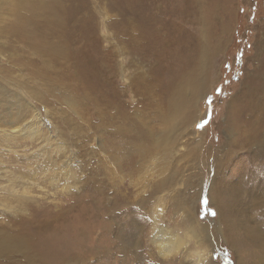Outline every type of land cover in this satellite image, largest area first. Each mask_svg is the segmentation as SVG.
<instances>
[{
  "label": "rangeland",
  "instance_id": "1",
  "mask_svg": "<svg viewBox=\"0 0 264 264\" xmlns=\"http://www.w3.org/2000/svg\"><path fill=\"white\" fill-rule=\"evenodd\" d=\"M55 2L65 25L61 32L46 21L45 5L0 0V187L35 181L44 190L36 188L32 197L44 196L43 206L62 210L69 218L89 208L91 199L99 203L105 191L107 206L119 202L126 210L127 222L115 228L121 233L119 245L136 250L129 264H196L199 249L187 234L201 228L197 221L209 227L213 264H264V245L252 238L256 232L264 236V167L258 171L259 186L248 192L232 189L242 169L251 167L250 160L264 163V135L248 152L237 150L223 162L232 147L242 144L244 127L229 122L237 110L235 97L254 84L264 87V0ZM157 7L163 10L165 37L174 38L171 50L184 55L197 50V74L205 91L195 110L177 111L147 106L132 94L131 128L148 136L150 148L134 152V141L113 151L108 143L120 121L113 127L100 119L102 41L108 33L112 44L117 43L124 21ZM40 32L44 39H34ZM49 42L58 46L38 48ZM123 51L113 63L121 87L132 70ZM151 64L152 69L159 66L145 62L140 71H148ZM183 118L190 120L185 123ZM36 127L42 139L7 137L15 128L28 132ZM196 140L201 142L197 148ZM223 183L231 186L218 199L216 191ZM218 202L225 206L222 215ZM25 208L7 191L0 193V238L14 236L27 225L31 208ZM211 211L215 216L205 214ZM227 216L236 221L239 235H251L238 249ZM156 234L177 236L184 240L182 248L165 256ZM0 264L44 263L34 250L2 246Z\"/></svg>",
  "mask_w": 264,
  "mask_h": 264
},
{
  "label": "bare ground",
  "instance_id": "2",
  "mask_svg": "<svg viewBox=\"0 0 264 264\" xmlns=\"http://www.w3.org/2000/svg\"><path fill=\"white\" fill-rule=\"evenodd\" d=\"M35 2L48 8L49 13L46 16V21L55 25L56 31L61 32L65 25L61 16L54 9L53 5L57 2L55 0H35ZM161 12L163 10L157 7L153 11L150 9V12L145 15L138 14L134 19L124 21V28L120 30L121 33H117L116 37L118 38L116 40L118 42L115 44H112L113 41L111 42L109 39L108 33L104 36L105 41H102L105 46L101 47L103 57L99 65L100 119L102 125L110 124L113 127L120 121L116 127V136L108 143V147H111L113 151H116L123 143L130 145L134 141L138 143L134 146V152L137 148L140 150H149L150 148L148 136L144 132H135L131 128L133 95L142 97L147 106H158L159 108L177 111L190 108L195 110L198 98L205 91V86L198 79L197 74L199 58L194 55L197 50L194 49L191 53L187 52V55H184L185 51L182 53L180 51V53L178 51L173 52L174 48L171 47L174 43L171 39L174 38L171 37L169 40L165 37L167 27ZM115 24L116 22L111 23L110 26ZM43 35L42 32L34 33L33 38L43 40ZM99 41L102 43L101 40ZM48 46H58V44L49 42L47 46H42L39 43L38 48ZM123 49H125L126 61L132 70L131 72L127 70L126 81L121 87L116 80V66L113 63ZM51 50L57 51L55 47H52ZM145 62H156L159 66L152 69L153 65L151 64L147 66L148 71L141 72L139 66H144ZM263 96V84L258 83L248 87L240 96L235 97L236 107L234 110H237L236 114L231 115L229 122L231 127H244V130L240 131V143L242 144L229 150L228 155H225L226 157L223 159L224 163L227 164L232 156L237 153V150L248 152L249 148L264 135ZM140 101L141 99H138L139 103ZM160 114L165 117V111L160 112ZM187 120L190 119L183 118L185 123ZM29 131L15 128L7 137L22 136L26 138L27 136L32 140L43 138L38 127ZM194 142L196 148L201 145L199 140ZM250 161L248 165L251 167L248 168L247 166L242 169L239 174L240 181H237L236 187H232L233 190L248 192L260 185L256 181H258V171L264 167V163L261 164L256 160ZM219 165L222 167V162ZM119 169L123 171L124 167ZM127 171L130 172V169ZM221 185L222 187L220 186L221 188L216 191L218 199H221V196L225 194L224 189L231 186L229 183ZM36 188L44 190L35 181H21L18 184L11 183L5 188L0 187V193L7 191L12 199L19 204L23 203L26 207L25 211L28 210V207L31 208L30 219L25 221L26 227L20 228L14 236L1 237L0 247L16 248L23 251L34 250L44 264H129L134 262L133 256L136 250L131 246L121 247L119 245L121 233L118 234L119 230L115 228L116 224L123 226L127 222L126 210L121 209L122 205L119 202L107 206L105 191H103L104 197L99 203L91 199L89 208L84 207V210L87 209L86 211H80L76 217L69 218V215H66L62 210L51 211L43 206L40 198L44 196L39 195V197L33 198L32 195ZM260 188L264 189L263 183ZM74 197L79 203L80 198ZM122 201L124 202V200ZM220 203L218 202V206L222 215L225 206ZM227 218L229 221L226 225L233 232L231 235H234L233 241L235 243L232 241V244L238 249L240 245L244 244L243 239H248L247 236L251 235L249 232H246L249 234L247 236L239 235L237 230L240 228L238 229L239 226H236V221L233 222L228 216ZM128 223L131 224L132 222L128 220ZM197 224L201 228L198 230L193 228L187 234V239L193 238L197 249H199L196 264H213V259L210 258V245L207 246L209 227H205L200 221H197ZM155 237V242H160L161 248L164 249L165 256L170 253H178L184 243V240L179 241L177 236L166 239L163 234L160 236L156 234ZM252 238L260 246L264 245L263 235L256 232ZM165 240L167 241L164 242ZM248 252L250 255L251 250ZM248 255L246 254V256ZM143 261L148 263L145 257Z\"/></svg>",
  "mask_w": 264,
  "mask_h": 264
},
{
  "label": "snow or ice",
  "instance_id": "3",
  "mask_svg": "<svg viewBox=\"0 0 264 264\" xmlns=\"http://www.w3.org/2000/svg\"><path fill=\"white\" fill-rule=\"evenodd\" d=\"M205 203H207V202L205 201ZM205 214L206 215L211 214L212 216H215V212L214 211H211L210 213L206 212Z\"/></svg>",
  "mask_w": 264,
  "mask_h": 264
}]
</instances>
